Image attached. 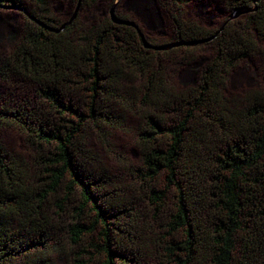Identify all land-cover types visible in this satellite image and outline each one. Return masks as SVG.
Here are the masks:
<instances>
[{
  "label": "trees",
  "instance_id": "16d2710c",
  "mask_svg": "<svg viewBox=\"0 0 264 264\" xmlns=\"http://www.w3.org/2000/svg\"><path fill=\"white\" fill-rule=\"evenodd\" d=\"M170 1L180 6L171 16L173 40L149 42L195 44L145 48L137 29L111 17L85 33L77 19L61 30L22 0H0V9L22 8L44 24L27 16L33 26L9 56L0 55V83L24 78L39 85L33 99L0 104V130L16 128L37 150L33 179L28 163L0 140V264H54L61 255L73 264L135 261L128 253L135 257L136 202L94 166L85 140L88 128L124 129L132 112L143 119L137 131L142 164L131 169L141 198L154 218L172 205L160 264H264V89L249 92L244 104L222 92L226 73L240 62L258 55L264 67V0H227L245 21L229 16L217 29L185 21L190 0ZM206 45L213 54L197 85L171 98L160 54L192 63ZM124 69L146 77L140 94H123ZM71 83L89 102L71 100L63 89ZM52 210L55 216L71 211L64 231Z\"/></svg>",
  "mask_w": 264,
  "mask_h": 264
},
{
  "label": "rangeland",
  "instance_id": "374dc122",
  "mask_svg": "<svg viewBox=\"0 0 264 264\" xmlns=\"http://www.w3.org/2000/svg\"><path fill=\"white\" fill-rule=\"evenodd\" d=\"M171 2L170 0H97L92 3L88 0L81 3L78 0H47L46 5H40L33 0H22V4L31 12L41 16L44 13L47 14V17L55 21L54 25L56 26L62 27L70 20H72L70 23L72 24L77 19L76 28L79 33L83 29V33H85L93 26L100 24L101 21L110 18L111 8L113 4L117 3L115 13L135 22L146 39L154 43H167L173 40L175 29L171 16L177 14L176 7L180 6L171 5ZM229 7L227 0H190L183 6V17L185 21L195 22L209 29H217L225 19L234 14V10L230 11ZM46 10L48 13L45 12ZM241 14L230 19L241 17L245 21ZM27 16L25 11L19 8L2 7L0 9V55L9 56L15 49L23 31H28L29 27L33 26L27 21ZM67 35L69 36V34ZM261 42L264 46V41ZM212 54L211 45L204 46L197 60L192 63H181L179 56L174 57L169 52L160 54L162 60L158 63L163 65L167 89L170 87L173 90L171 98L174 95L190 93L189 89L197 85L201 70ZM158 63L154 64L155 68ZM124 73L126 77L122 82L123 94L131 92L138 94L146 77L141 73H132L128 69H124L122 74ZM226 74L223 95L237 103L244 104L243 100L249 92L264 89V67L262 58L258 55L240 62L229 69ZM72 75L71 79L78 82L79 79L74 74ZM78 85L71 83L63 89L66 93H70L73 102H89L87 92L75 89ZM38 87V84L24 78H13L9 83H0V104L3 101L22 104L26 96L33 99ZM166 114L168 119L169 116H173L168 112ZM127 120L128 123L124 129L115 131L88 128L85 140L87 147L96 155L92 160L94 166L113 175L118 180L117 182L125 187L126 200L136 202L133 204L136 206L139 218L137 221L139 232L135 239L136 245H133L135 247H130L135 257L128 253V256L135 261L124 264H160L163 259L162 243L167 239L163 228L166 227L165 221L172 205L156 219L153 216L152 206L144 198H141L143 189L133 179L131 169L142 164V152L138 146L137 131L143 119L140 113L132 112L127 116ZM0 140L8 153L28 163L31 167L29 172L35 179L37 150L26 142L24 136L16 128L0 130ZM160 181L159 186H164L163 175ZM70 212L66 211L60 216H55L54 211H50L51 215L55 217V222L59 221L57 226L62 231H64L63 227L72 219ZM54 264H73V260L71 257L61 255L55 259Z\"/></svg>",
  "mask_w": 264,
  "mask_h": 264
},
{
  "label": "water",
  "instance_id": "95a60500",
  "mask_svg": "<svg viewBox=\"0 0 264 264\" xmlns=\"http://www.w3.org/2000/svg\"><path fill=\"white\" fill-rule=\"evenodd\" d=\"M116 6H117V3L113 4V6H112V8H111V11H110V12H111V19H112L114 22L118 23V24H124V25H128V26H132V27H134L135 29H137V31H138V33H139V35H140V37H141V39H142V41H143V44H144V47H145V48H150V49H155V50H157V49H165V48L175 47V46H178V45H180V44H187V45H189V44H195V42H174V43H169V44H166V45H163V46H154L153 44H151V43L146 39L145 35L141 32L139 26H138L135 22H133V21H131V20H124V19H121V18H119V17L116 15V13H115ZM15 8H19V7H15ZM19 9H22V8H19ZM22 10H24V9H22ZM24 11H25V13H26V14H27L32 20H35L36 22H38L39 24H41V25L44 26V24H43L40 20H38L34 15L30 14V13H29L28 11H26V10H24ZM240 13H241V10L236 9V11L234 12V14H232V16H231L230 18H234V17L238 16ZM74 17H75V15L73 16V18H74ZM73 18H72V19H73ZM71 21H72V20H70L68 23H66L64 26H62V27H61V30H64L65 27H66V25L70 24ZM47 28H49L50 30L55 31V32H59V30H60V29H54V28H51V27H47Z\"/></svg>",
  "mask_w": 264,
  "mask_h": 264
}]
</instances>
